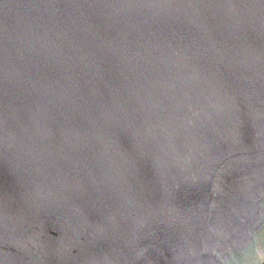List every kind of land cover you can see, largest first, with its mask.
<instances>
[{"label": "water", "instance_id": "obj_1", "mask_svg": "<svg viewBox=\"0 0 264 264\" xmlns=\"http://www.w3.org/2000/svg\"><path fill=\"white\" fill-rule=\"evenodd\" d=\"M0 264H264V0H0Z\"/></svg>", "mask_w": 264, "mask_h": 264}]
</instances>
